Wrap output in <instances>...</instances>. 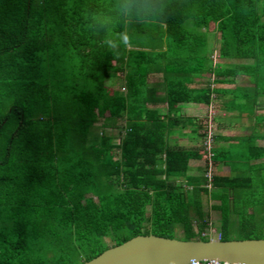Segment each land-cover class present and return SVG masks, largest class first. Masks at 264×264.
<instances>
[{
	"label": "trees",
	"instance_id": "obj_1",
	"mask_svg": "<svg viewBox=\"0 0 264 264\" xmlns=\"http://www.w3.org/2000/svg\"><path fill=\"white\" fill-rule=\"evenodd\" d=\"M121 2L0 0V264H86L139 235L174 239L181 227L189 241L208 228L211 201L225 224L250 206L242 195L264 170V128L237 137L239 159L227 150L237 139L229 134L213 137L210 152L169 142L180 133L208 140L206 126L179 116L182 106L217 102L223 128L236 110L255 111L264 97V0H155L158 11L144 20L122 16ZM215 34L219 58L232 63L215 64ZM141 35L154 53L131 60ZM121 72L128 96L106 86ZM153 75L165 98H147L158 90ZM241 77L253 86H237ZM101 118H124L120 143L107 127L96 134Z\"/></svg>",
	"mask_w": 264,
	"mask_h": 264
},
{
	"label": "rangeland",
	"instance_id": "obj_2",
	"mask_svg": "<svg viewBox=\"0 0 264 264\" xmlns=\"http://www.w3.org/2000/svg\"><path fill=\"white\" fill-rule=\"evenodd\" d=\"M106 4L111 6V0H104ZM110 8V7H109ZM106 21L103 20L101 26H105ZM213 28V27H212ZM106 33V36L108 39H111L112 33ZM219 34H215L214 37L208 38V42L210 44V41H212L213 44V59L215 61V64H221V63H229L232 61H223L219 58L218 54V46H219ZM137 42L139 44L131 47L132 51L129 52L128 57L132 60L135 59L137 55L140 53L137 51H143V50H148L154 53V50L148 49L151 45V40L149 38L144 39L143 36L141 35L140 37L136 38ZM140 47V48H138ZM147 48V49H144ZM123 55H125V51L123 52ZM234 62V61H233ZM132 71H129L131 73ZM125 73L121 72L117 79L110 80L108 79L106 81V86L110 89V94H112L114 91L119 92L120 94L124 93V96H128L129 91L127 90L126 86V81H125ZM214 78L211 77V80ZM162 81V76L161 75H153L150 77V82L152 84V88H158L156 94H153L150 90V93L148 94L147 98L154 99L156 96L158 98H165L166 91L164 89L163 85H153L159 83ZM213 84V82H212ZM237 86L240 87H245V86H253L252 83H250L249 78L246 77H241L238 79V83H236ZM215 87V86H214ZM227 87V86H226ZM152 93V94H151ZM117 94V93H116ZM119 94V95H120ZM216 96V95H215ZM214 96V97H215ZM226 98V97H224ZM258 106L255 108V111L252 112H247L242 111V109L236 110L229 116V120H224L223 123L225 125H229L231 128H226L222 127L221 123H218V120H215L214 122V117L215 115H218V110L216 108L217 102L210 106L207 105H201L198 106L196 109H193L192 113L188 112V107L190 108L191 106L188 105V107L182 106L181 114L179 115L180 117L184 119H192L191 121L194 124H197L199 126H206L205 131L208 133V140L204 143L199 142V141H193L189 142V136L184 137V133H180L176 135V140L175 138H171L170 140V147H179V146H188V147H193L194 145L198 144V146L205 145L207 147V151L210 152L211 148L214 145L213 137L219 136V135H226L229 134V136L233 137H238L242 138V136H249L254 132L255 127L257 129H260V131L263 130L264 128V97L259 98L258 100ZM163 106H166L165 103H159V106L157 108H161L163 111H165V108ZM151 107H154L151 105ZM185 108V109H184ZM168 110V109H167ZM167 112V111H166ZM191 114H195L193 116H190ZM223 114V113H222ZM108 116V115H107ZM126 117V114L124 115V118ZM124 118L121 120H114L113 124H111V121L105 120V118H101L98 120V122L95 125L94 130H96V134L102 137V134L104 133V128H105V135H110L116 139V143H120V140L125 136L126 131H125V122ZM215 123V125H214ZM221 126V128L219 127ZM190 133V130H189ZM233 140V142L226 145L227 150L230 149V147L233 148V150L236 152V157L239 159L241 151L243 153V145L239 141V139ZM199 142V143H198ZM222 144L225 145V142L223 141ZM260 146H264V141L259 142ZM159 157H165L163 153L158 155ZM212 156V155H211ZM208 158L210 159V154H208ZM240 162H243V157L241 156ZM208 163L203 161V160H192L190 161L189 166L192 168H197V167H205L207 166ZM232 167L237 169L234 174H244L241 168L244 167V164H239L238 166L234 163H231L229 166V169L232 171ZM240 167V168H239ZM229 169L226 168L224 170L225 173L229 172ZM210 172H212V167L210 168ZM199 171H190V174L192 175H198ZM247 173V172H246ZM210 175V173H209ZM254 176V175H253ZM256 183H255V190H249V194H246L243 192V201L246 202L249 206L245 207L242 205L239 210L236 211V213H231L229 215L228 223L225 224L221 220V215L219 212L215 211L212 206L214 204H218V202L211 201L208 206L205 207V212L209 213L210 217L206 215L205 221L208 222V228L204 231V234H197L196 237L193 240H210L212 236H214V233H220L221 237L222 235L227 236L230 240L229 241H242V240H248V239H264V190H263V185L261 180L264 181V170L260 172V175L257 176L255 175ZM178 183L183 184L185 183V178L180 177L178 179ZM211 188V187H210ZM150 213V210H148ZM192 213V212H191ZM192 216V215H190ZM202 222L194 221V224L192 222L194 231L196 233L199 232V224ZM176 239L179 240H185L188 239V236L186 234H183V228H177L175 234H174ZM107 244L109 246L114 245L113 241L110 239L106 240ZM112 247V246H111ZM111 249V248H109Z\"/></svg>",
	"mask_w": 264,
	"mask_h": 264
},
{
	"label": "water",
	"instance_id": "obj_3",
	"mask_svg": "<svg viewBox=\"0 0 264 264\" xmlns=\"http://www.w3.org/2000/svg\"><path fill=\"white\" fill-rule=\"evenodd\" d=\"M205 260L264 264V239L222 241L220 233L208 241L139 235L86 264H189Z\"/></svg>",
	"mask_w": 264,
	"mask_h": 264
},
{
	"label": "clouds",
	"instance_id": "obj_4",
	"mask_svg": "<svg viewBox=\"0 0 264 264\" xmlns=\"http://www.w3.org/2000/svg\"><path fill=\"white\" fill-rule=\"evenodd\" d=\"M118 9L122 16L138 20H144L158 11L155 0H122L118 5ZM130 42L131 36L126 33H121V43L127 45ZM109 47L111 49V43Z\"/></svg>",
	"mask_w": 264,
	"mask_h": 264
},
{
	"label": "built area",
	"instance_id": "obj_5",
	"mask_svg": "<svg viewBox=\"0 0 264 264\" xmlns=\"http://www.w3.org/2000/svg\"><path fill=\"white\" fill-rule=\"evenodd\" d=\"M189 264H230V263H221L219 261L205 260V261H192Z\"/></svg>",
	"mask_w": 264,
	"mask_h": 264
},
{
	"label": "crops",
	"instance_id": "obj_6",
	"mask_svg": "<svg viewBox=\"0 0 264 264\" xmlns=\"http://www.w3.org/2000/svg\"><path fill=\"white\" fill-rule=\"evenodd\" d=\"M190 106H191L190 108L188 107V112L192 113L193 109H196L198 106H201V105H195V104H193V105H190ZM193 115H195V114H191L190 116H193Z\"/></svg>",
	"mask_w": 264,
	"mask_h": 264
}]
</instances>
